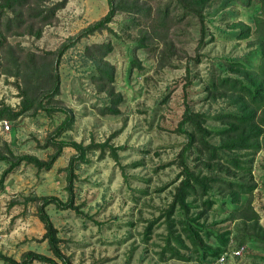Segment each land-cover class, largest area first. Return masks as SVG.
<instances>
[{
    "label": "rangeland",
    "instance_id": "obj_1",
    "mask_svg": "<svg viewBox=\"0 0 264 264\" xmlns=\"http://www.w3.org/2000/svg\"><path fill=\"white\" fill-rule=\"evenodd\" d=\"M59 1L34 0L30 8ZM226 1L210 0L204 6V42L199 45V21L195 17H180L181 10L174 1L114 0L116 4L151 8V11L169 4L167 10L172 23L168 32L161 39L152 37L150 19H145L139 11L122 9L108 24L109 29L79 38L61 57L60 94L53 105L70 110L74 123L60 138L83 145L108 142L123 147L118 150V161L108 154L101 158L98 149L87 152V161L79 164L74 180L77 209H61L54 204L46 207L58 229L61 248L72 264H264L263 244L253 238L255 233L264 231V148L254 154L251 149L231 153L239 161L252 160L241 163L247 170L237 169L225 159L211 161L196 154H189L187 158L189 166L202 175L254 184L253 192L242 194L237 204L243 208L249 203L248 213L251 215L254 211L257 215L253 219L230 218L232 207L223 202L229 200V189L222 181L212 182L207 196L188 198L192 203L188 215L197 218L199 212H204L198 223L210 230L227 232V248L242 242L245 246L242 256L230 257L223 263L211 257L202 261L201 250L189 244V249H181V253L191 256L190 260L170 258L169 252L162 251L167 234L165 210L178 181V154L186 141L182 133L186 126L179 128L184 109L203 112L209 116L207 126L220 127L221 123L211 116L234 108L225 93H210L209 82L218 77H238L236 70L241 68L235 67L234 62L246 66H255L258 62L255 33L246 39L233 37L240 22L254 29V17L260 14L258 0ZM107 11V0H68L56 11L53 22L41 26L32 19L24 28L12 27L9 31L4 29L2 15L0 102L14 109L19 107L18 85H22L24 78L22 66L18 77L7 72L16 70L14 59L31 53L38 60V56L56 50ZM28 15L25 10L23 18L27 20ZM29 25L33 26L31 32ZM39 29L41 36L37 38L34 34ZM142 37L151 42L148 49L134 47ZM104 41L113 44L105 57L115 68L111 84L113 96L100 90L92 80L95 67L85 54L87 45ZM131 59L139 66L130 69ZM116 95L121 96L118 112L100 113L103 107L114 106L111 99ZM64 117L60 111L52 114L29 111L16 121H9L8 132L0 126V156L6 157L0 159V175L12 161L7 148L17 155L48 158L53 149L43 144ZM209 140L219 144L220 136L213 134ZM74 152L72 147H64L50 170H39L22 162L7 175L0 191L2 253L16 260L28 250L52 256L47 242L42 240L44 228L36 215V201L30 198L55 196L61 201L67 200L63 168ZM206 198L213 200L207 210L202 204ZM183 217L179 209L171 216L176 222ZM153 220L151 233L145 234V227ZM175 228L179 229V225ZM202 236L206 246L221 247L211 232ZM0 264L6 263L0 260Z\"/></svg>",
    "mask_w": 264,
    "mask_h": 264
},
{
    "label": "trees",
    "instance_id": "obj_2",
    "mask_svg": "<svg viewBox=\"0 0 264 264\" xmlns=\"http://www.w3.org/2000/svg\"><path fill=\"white\" fill-rule=\"evenodd\" d=\"M34 0H0V17H2L4 29L9 31L12 27L22 29L26 26L28 20H37L40 25H46L53 22L56 18V11L63 8L68 0H60L50 6H43L42 8H30ZM181 10L180 17H195L199 21V45H202L204 39V20L203 8L210 0H170ZM226 1V0H225ZM227 0L225 3H228ZM247 3L246 0H233ZM108 11L100 19L90 23L75 37L70 38L68 42L63 43L56 50L45 52V54L38 56L36 60L35 54L27 53L21 59H14L13 64L16 65V70L8 73L19 76L20 67L22 66L24 78L22 85H18L20 96L19 107L17 109L0 102V120L7 119L8 121H16L24 113L38 110H43L48 114L60 111L65 114L64 119L55 127L53 132L46 137L43 147H52L53 152L49 154L48 158L40 159L36 156L17 155L7 148V154L12 158L9 165L2 171L0 175V191L3 190L4 182L7 175L13 171L22 162L32 164L39 170H50L61 155L64 147H72L74 153L70 156L68 164L63 168L65 171L66 186L68 192L66 201H61L55 196H34L30 200L36 201V215L43 224L44 233L42 240H45L48 249L52 256H47L32 250L24 252L19 260L8 256L0 251V260L6 264H32L38 261L43 264H72L71 259L67 256L61 248V238L58 236V229L53 224L46 207L49 204H54L57 208L66 209L74 206V180L76 178V169L80 163L87 161V152L98 149L100 157L108 154L113 160H119L118 150L122 146H114L103 142L101 144L83 145L81 142L67 141L60 136L72 127L74 123V116L70 110L53 105L55 97L60 94V76L58 73V64L65 51L74 44V41L81 37L99 32L104 29H109L108 24L112 22L113 17L119 10L139 11L145 19H150V33L152 37L163 38L169 30L172 23L171 14L167 10L169 4L158 8L156 11H151V8L136 7L135 5L126 6L116 4L114 0H107ZM259 15L254 17L255 27L240 22L237 26V31L233 33L236 39H246L253 32L256 35V44L258 45V62L255 66H246L242 63L232 62L235 67L241 68L236 71L239 73L238 77H218L211 80L209 83L210 93L216 94L223 92L229 100V104L234 108L233 110L219 112L211 116V119L221 123L220 127L212 128L207 126L206 122L209 116L203 112L193 111L186 107L183 111L179 128L185 135V143L178 154V165L180 172L178 174L177 184L174 186L172 200L165 210V221L167 234L164 238V246L162 251L169 252V257H177L178 259L190 260L191 256L185 257L181 253V249L195 248L197 251L201 250V260L204 261L206 257L217 259L218 256L228 247L227 232H219V230H210L208 227L198 223L197 219L201 217L204 212H199L197 218L188 215L189 208L192 203L188 202L191 196L200 195L207 196L210 184L216 181H222L226 188L229 189V200L223 201L229 203L232 210L230 218H245L253 219L257 217L254 211L251 210L248 203L243 208L237 204L240 202L242 194H251L254 190V184L241 182L236 179L222 178L218 176L202 175L199 171L190 167L187 163L189 154H196L199 157H205L207 160L225 159L229 164L237 169L247 170L241 166V163H250L252 160L245 162L239 161L237 155L231 154L237 150L251 149L253 154L256 151L264 148V0H258ZM27 10L29 15L23 18L24 11ZM8 11L12 15H9ZM133 22V21H132ZM131 21L129 23H132ZM33 26L29 25V32ZM131 27V26H129ZM134 27V26H132ZM37 38L41 36V29L34 34ZM145 41V42H144ZM151 42L142 37L138 43L134 45L135 48L148 49ZM113 49V44L109 41L94 43L85 47V54L90 58L94 64L95 71L91 74L92 80L97 84L100 90L105 91L109 96H113L115 91L111 85L114 78L115 68L105 59L107 54ZM18 61L21 64H18ZM133 66H139V63L134 59L130 60V69ZM113 105L105 106L100 113L115 114L118 112L117 105L121 102V96L116 95L111 99ZM219 135V144L210 142L211 135ZM0 159L6 157L0 156ZM210 198L202 200L205 209H210L212 206ZM176 209H179L184 217L176 220L171 218ZM242 210V211H241ZM153 221H150L145 227V234L151 233ZM176 229L175 227H178ZM211 232L219 240L221 247L212 249L205 245L203 236ZM256 241L263 244L264 249V231L261 230L253 236ZM189 244L190 246H187ZM242 242L235 247L241 246ZM163 253V252H162ZM164 255V254H162ZM164 257V256H162ZM264 259V258H263ZM209 264L208 262H205Z\"/></svg>",
    "mask_w": 264,
    "mask_h": 264
},
{
    "label": "built area",
    "instance_id": "obj_3",
    "mask_svg": "<svg viewBox=\"0 0 264 264\" xmlns=\"http://www.w3.org/2000/svg\"><path fill=\"white\" fill-rule=\"evenodd\" d=\"M0 126L2 130L8 132L11 128V125L7 119L0 120ZM245 246H237L225 249L217 258L218 263H223L230 257H240L244 253Z\"/></svg>",
    "mask_w": 264,
    "mask_h": 264
}]
</instances>
